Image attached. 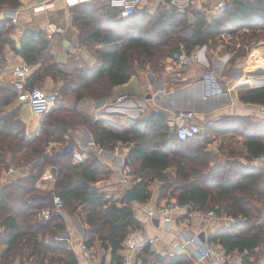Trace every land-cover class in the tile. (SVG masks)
<instances>
[{"label": "trees", "instance_id": "1", "mask_svg": "<svg viewBox=\"0 0 264 264\" xmlns=\"http://www.w3.org/2000/svg\"><path fill=\"white\" fill-rule=\"evenodd\" d=\"M20 3L0 0V9L16 8ZM69 8L76 33L73 44L96 47V69L66 72L49 51V41L41 29H25L16 48L12 24L7 18L0 19V52L8 45L25 64L33 66L26 86H39L46 78L62 81L59 90L52 92L56 102L42 115L39 133L33 137L26 134V122L19 116V108H12L19 98L18 91L13 86H0V176L11 166L29 167L26 176L0 185V244L7 247L0 261L76 264L71 250L50 247L43 240L44 234L65 229V211L83 228L88 247L97 241L102 248L110 249L112 258L120 263L121 243L127 231L138 226L132 203L125 197L121 205L110 202L95 185L111 173L96 154L90 152L83 162H75L74 142L65 152L51 147V143L64 145L80 126H85L101 149L112 150L118 143L127 147L126 161L132 169L131 189L136 202L148 201L151 183L159 180L165 189L172 188L171 196L180 202H191L202 210H222L235 217L236 222L229 227L231 231L221 228L209 241L218 243L226 254L237 252L241 264H257L262 259L258 251L264 249V171L247 162L264 153V118L223 115L206 123L194 138L179 140L170 130L165 113L130 120L127 128L117 132L101 119L86 117L77 104L84 99L95 105L105 103L115 86L127 83L141 71L163 73L164 61L176 52L190 57L200 46L215 50V39L226 32L242 33L237 51L234 46L224 48L225 53H232L228 62L239 55L246 58L250 46L264 40L260 36V30H264V0H229L223 12L211 14L207 9L189 11L178 6L154 11L140 7L127 17L114 18L108 16L105 4L82 1ZM251 62L264 60L250 54L247 63ZM62 94L72 95L71 108L58 100ZM241 100L264 105V88L243 95ZM216 129L233 130L244 137L246 162L239 159L241 151L228 149L227 159L211 164L214 154L206 149V144L209 132ZM36 159L41 163L32 165ZM46 165L56 167L57 171L52 192H41L35 187ZM169 167L175 169L176 187L168 185L173 184L164 172ZM53 195L62 200L61 212L41 222L39 212L52 207ZM156 263L194 261L180 254L156 257Z\"/></svg>", "mask_w": 264, "mask_h": 264}, {"label": "crops", "instance_id": "2", "mask_svg": "<svg viewBox=\"0 0 264 264\" xmlns=\"http://www.w3.org/2000/svg\"><path fill=\"white\" fill-rule=\"evenodd\" d=\"M33 1L34 0H23L26 7L18 13L16 23H12L7 16L10 13L9 8L0 9V19L7 18L13 25L12 29L14 31L12 30L11 36L16 41V48L19 47L18 39L25 29L33 27L42 30L47 22H51L52 24L64 28L62 33L55 34L51 39L46 38L49 41V51L53 54V57L60 66L68 73L79 68L84 70L96 69L99 65L94 52L96 47L73 44L76 33L71 24L70 17L67 16V10L71 4L65 3L64 0H53L47 4L44 9L33 10L31 7H28ZM79 1L96 2L106 5L108 0ZM159 2L162 1L143 0L142 6L147 4L150 6L149 8L155 10ZM218 2L219 0H195L191 6L197 7L198 9H207L209 12ZM109 10L110 13H108V16L113 18L116 17L112 15V13L117 15L116 11ZM191 18L190 16V19ZM56 47H58V49H64L66 52V56L61 57L63 62H59L57 59ZM194 51L198 53V59L196 60L189 58L182 64L178 63L179 65H177L176 60H172L175 62L174 66L177 68L173 76L176 77L174 79L177 82L174 86H170L167 80L170 69H173V64H171L172 61L168 58L164 61V71L161 73L162 76H157V73L148 70L141 71L137 75L132 76L127 83L115 86L111 98L105 103L95 105L90 99L80 101V111L91 120L101 119L106 126L117 132H121L123 129L127 128L130 120L148 118L151 115H156L161 112L166 114L167 121L171 126L170 130L172 131L173 126L177 122L178 115H175L174 111L176 110L175 104L178 100L181 103L187 102V105L185 107H180L179 110L191 111L193 113L191 120L198 122L202 131L206 123L223 115H249L264 118V105L248 103L241 100L243 95L264 88V63L237 62L234 65V63H229L225 56L217 57L215 51H209L207 46L197 47ZM252 54L256 56L257 60H264V40H260L253 44L251 49V55ZM23 63L24 61L22 58L6 45L0 54V86L12 87L11 79L13 77V66ZM32 69L33 66H30V71H32ZM173 77L171 76L170 78ZM261 82L262 84H258ZM177 90H179L178 93L171 95L172 98H170L169 92L171 93ZM198 104H202L203 106L198 107ZM15 107L19 108V116L26 122V125L32 126L35 118L30 114L27 104L18 98L13 103L12 108ZM212 113L215 114L211 115ZM23 115H26V117ZM34 125L36 126H33L34 129L30 131L31 133L38 132L40 118ZM213 132L219 131L216 129ZM223 132H225L226 135H230L233 139L237 138L240 147H235L230 144V146L226 147L225 145L223 146L222 141H219L216 149L215 141L209 140L206 144V149L212 151L214 157L216 155V150L219 153L221 152L222 158L220 162L228 158V149H237L241 151L239 159L246 162L243 143L244 137L237 132H233V130ZM211 136L213 135H210V137ZM71 140L72 143H75V150L77 152L80 154H87V156H89L90 152H93L104 164L110 167V175L101 177L95 185L104 192L106 198L110 202L121 205L125 197L127 202L132 203L133 215L138 221V226L136 227L138 231L137 239L144 240L148 238L151 234V226L158 231V239L155 245L152 246L151 249L147 247L144 250L148 261L153 259L155 264H157L156 257L184 254L190 256L194 264H218L212 256H206L200 261L192 257L191 253L198 246V244H195L199 243L198 241H195V243H187L185 245L186 251L183 253H175L174 244L183 243L185 237H188L191 233L198 234L200 241L204 237L210 240L221 228H228V230L231 231L229 227L235 224L236 221L217 216L209 223L203 224L197 217L186 220L180 213L174 212L169 216V220L166 223L164 216L158 213L156 209L167 200L168 197H175L171 196L172 188L165 189V187H162L163 184L159 180H155L151 183V197L148 201L138 203L135 200H127L126 190L131 188L132 177L130 176L128 180L124 178V173L129 171L130 168L126 161L128 149L125 145L118 143L112 150L101 149L94 143L92 134L85 126H80L74 132ZM69 141L67 143H69ZM67 143L64 145L51 143V147L55 150L64 152ZM57 146L59 147L57 148ZM40 163L41 160L39 163L32 162V165H39ZM213 163L217 162L213 160L211 164ZM256 167L262 168L264 171V163ZM10 168H12V171L8 169L1 173L0 185L8 180L26 176L29 172V167L14 168L11 166ZM47 168L48 165L45 166L42 175L35 184V187L41 192H52L53 190L55 176L54 178L48 177L49 171ZM164 172L173 182V186H178L175 181V169L169 167L165 169ZM163 192L165 193L164 196L162 195ZM143 207L153 209L154 214L149 216ZM64 221L66 224L65 229L55 233L44 234V243L50 247L71 250L79 264H117V260L112 258L111 250L102 248L97 241L93 246L89 247L92 256L90 258L84 257L80 247L81 244L84 243L83 228L72 216H65ZM165 226L166 230L160 229ZM212 243L217 247L219 246L216 242ZM6 248V245L0 244V256L4 253ZM123 253L124 249L121 248L118 251L119 258H122ZM228 258L229 264H241V258L237 252L228 254ZM16 264L18 263L16 262ZM257 264H264V259H260Z\"/></svg>", "mask_w": 264, "mask_h": 264}, {"label": "built area", "instance_id": "3", "mask_svg": "<svg viewBox=\"0 0 264 264\" xmlns=\"http://www.w3.org/2000/svg\"><path fill=\"white\" fill-rule=\"evenodd\" d=\"M21 1V0H20ZM53 0H34L28 7H31L33 10H42ZM67 4L82 2L79 0H64ZM195 0H166V4L168 7L178 6L180 8H189L191 4ZM229 0H219L218 4L212 8L209 13H221L226 9V4ZM85 2V1H84ZM143 0H108L106 6L116 11L117 16L119 17H127L134 12H136L140 7H142ZM26 7V4L22 2L16 8L9 9V15H7L12 23L17 22L18 13ZM44 37L47 39H51L55 34L62 33L64 28L62 26L52 24L51 22H47L42 28ZM189 58L198 59V53L196 51L192 52L190 57H187L184 52H176L170 58V60H176L179 64L186 62ZM30 74V66L27 64H18L13 66V77L11 79V84L13 88L18 91L19 98L24 101L27 106L30 114L32 116L40 117L42 116L46 110L55 102L56 96L39 86L27 87L26 80ZM193 113L191 111H184L177 116V122L173 126L172 131L176 134L179 140H188L194 138L197 134L201 132V128L196 121H192ZM65 146L64 150H69ZM87 154H80L79 152H74V160L75 162H83L87 158ZM250 165L258 166L264 163V153H260L255 157L251 158L248 162ZM47 170L49 171L50 178H54L55 171L54 167L48 165ZM9 171H12V168H9ZM124 178L129 179L130 175L128 172L124 173ZM62 208V200L58 195H53L52 199V207H45L41 209L39 212V218L41 221H46L50 218L53 213L61 212ZM149 216L154 214V210L151 208L143 207ZM158 213H160L165 218V222L169 220V216L174 213H180L184 219L188 220L193 217L199 218V220L203 224H207L216 218L217 212L215 210H202L195 206L191 202H180L176 198H170L165 200L160 206L156 209ZM151 234L148 238L144 240L137 239V229L135 227L130 228L122 243V249H124V253L120 260L119 264H155L154 260L148 261L147 256L144 253L145 248L151 247L155 245L156 240L158 239V231L150 227ZM161 230H166V226L160 228ZM159 229V230H160ZM186 231V229H185ZM198 234H189L188 237H185L183 243H175L174 244V252L175 253H183L185 252V245L189 242L195 243L198 241L199 243L196 249L191 253L192 257L200 261L206 256H212L218 264H229L228 254L225 253L224 249L220 246H216L214 243L206 239L205 237L200 241ZM81 250L83 256L86 258H90L92 256L91 249L84 243L81 244ZM0 264H3L0 261ZM76 264H79L76 262Z\"/></svg>", "mask_w": 264, "mask_h": 264}, {"label": "rangeland", "instance_id": "4", "mask_svg": "<svg viewBox=\"0 0 264 264\" xmlns=\"http://www.w3.org/2000/svg\"><path fill=\"white\" fill-rule=\"evenodd\" d=\"M162 2H159V4L157 5V9H155V10H158V8L160 9V8H169L168 6H167V4H166V0H161ZM142 7H144L145 9H147V10H152L151 8H149L150 6L149 5H144V6H142ZM189 11H191V10H195V9H198L197 7H194V6H190L189 8ZM154 11V10H153ZM108 13H110V10L108 11ZM112 15H114V16H116L117 17V15L116 14H114V13H112ZM67 16H69L70 17V20L72 19V16H73V13L71 12V10H70V8H68V10H67ZM13 28V25L11 26V30H13L12 29ZM14 31V30H13ZM261 32H260V36H264V30L262 29V30H260ZM240 34H242L241 33V30H240V32H236V33H233V34H230V33H223V34H221L220 36H218L215 40H216V42L218 43V46L215 48V55L217 56V57H224L225 56V58H227V60L232 56V53H230V54H228V53H225V50H224V48H226V45H229V47L228 48H232L233 46L235 47V50L234 51H237V49L239 48V41H240ZM261 37V38H262ZM236 43V44H235ZM252 47H253V44L250 46V48H249V53L247 54V57L246 58H244L243 56H241V55H239V56H236V58H234V59H231L232 60V63H234V65H235V63H237V62H241V63H246L247 62V60H248V57L250 56V54H251V49H252ZM57 49H56V54H57V56H58V61L59 62H63V60L61 59V57L62 56H66V52L64 51V49H58V47H56ZM208 49H209V51H211V49L208 47ZM0 54H1V52H0ZM170 61H172V60H170ZM174 61V60H173ZM172 61V63L171 64H173V69H170V73L167 75V80H168V82H169V85L171 86H174L177 82H176V80L174 79V78H176V77H173L174 75H175V71L177 70V68H176V66H174V63L175 62H173ZM177 63V65H179L178 64V62H176ZM154 73H157V72H154ZM157 76H162L160 73H157ZM173 77V78H170V77ZM57 80H59V78H57ZM62 84V81H58V82H54L53 80H51L50 78H46L45 79V81L41 84V85H39V87H41V88H43V89H45V90H47V91H50V92H53L54 93V91L55 90H59L58 88L60 87V85ZM60 99V101H62L63 102V104L67 107V108H71L72 107V105L74 104V100H73V97H72V95L71 94H69V95H61L59 98H58V100ZM57 100V99H56ZM56 102V101H55ZM79 103L80 102H78V104H77V108L79 109ZM58 104V103H57ZM80 110V109H79ZM213 114H215V113H212L211 115H213ZM24 117H26V115H23ZM35 118V120H34V122H33V125L32 126H27L26 125V134L29 136V137H33L35 134H38L39 133V129H38V132L37 133H31L30 131L31 130H33L34 129V127L36 126V125H34V124H36L37 123V121L39 120V118H40V120H41V118H42V116H40V117H34ZM38 118V119H37ZM201 124V123H200ZM202 125V124H201ZM34 126V127H33ZM210 133V135H213V136H211V137H208L210 140H214L215 141V148L217 149V145H218V143H219V141H222L223 142V146L225 145L226 147H228V146H230V145H233V146H235V147H240L239 146V143L237 142V138H235V139H233V138H231V136L230 135H226L225 134V132H223V131H219V132H213V131H210L209 132ZM230 144V145H229ZM52 146V145H51ZM59 146H57V148H58ZM221 158H222V154H221V152L219 153L217 150H216V155H215V157H213V159H212V161L213 160H215L216 162H220V160H221ZM128 173H129V175L132 177V169L131 168H129V171H127ZM168 185H170V187H174L173 185L174 184H172V183H168ZM170 198H172V197H168V199H170ZM216 212H217V215L220 217V216H222L223 218H228V219H231V220H233V221H236V218L235 217H232V216H230V215H227L225 212H223L222 210H219V211H217V210H215ZM63 214H64V216H67V212H65V211H63ZM259 254H262V259H264V249H260L259 251Z\"/></svg>", "mask_w": 264, "mask_h": 264}, {"label": "water", "instance_id": "5", "mask_svg": "<svg viewBox=\"0 0 264 264\" xmlns=\"http://www.w3.org/2000/svg\"><path fill=\"white\" fill-rule=\"evenodd\" d=\"M179 90H180V89H179ZM179 90H177V91H175V92H171L172 94L169 92V97L172 98L171 95H173V94H177ZM176 104H177V105H176ZM176 104H175V108H176V110L174 111V114H175V115H179L180 113L184 112V110H179V108L182 107V106L185 107V106L187 105V102L181 103V102L178 100ZM182 104H183V105H182ZM197 106H198V107H199V106L202 107L203 105H202V104H198ZM263 113H264V110H263ZM70 145H72V140L69 141V145H68L66 148L69 149ZM65 151H67V150H64V152H65ZM39 162H40V159H36V160L34 161V163H39ZM54 171L56 172V167H54ZM126 197H127V200H128V201H134L135 196H134V193H133V191H132L131 188H128V189L126 190Z\"/></svg>", "mask_w": 264, "mask_h": 264}, {"label": "bare ground", "instance_id": "6", "mask_svg": "<svg viewBox=\"0 0 264 264\" xmlns=\"http://www.w3.org/2000/svg\"><path fill=\"white\" fill-rule=\"evenodd\" d=\"M260 68V67H259ZM252 84V83H251ZM258 84H262V82L261 83H258Z\"/></svg>", "mask_w": 264, "mask_h": 264}]
</instances>
